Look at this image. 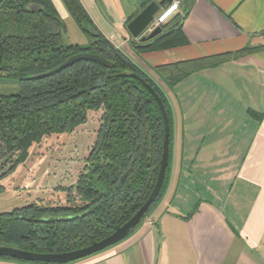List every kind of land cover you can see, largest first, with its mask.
Instances as JSON below:
<instances>
[{
	"label": "crops",
	"instance_id": "1",
	"mask_svg": "<svg viewBox=\"0 0 264 264\" xmlns=\"http://www.w3.org/2000/svg\"><path fill=\"white\" fill-rule=\"evenodd\" d=\"M51 1L62 40L66 12L67 25L80 32L75 44H63L86 46L87 37L62 0ZM153 1L159 8L171 3L80 0L92 24L154 81L170 108L164 191L125 238L62 264H264V0H179L167 26L181 18L172 34L180 43L143 49L127 25ZM249 46L258 48L234 56ZM223 53L230 55L171 87L156 72L158 65ZM15 85L17 90L5 93L17 92ZM0 264L39 263L0 259Z\"/></svg>",
	"mask_w": 264,
	"mask_h": 264
},
{
	"label": "trees",
	"instance_id": "2",
	"mask_svg": "<svg viewBox=\"0 0 264 264\" xmlns=\"http://www.w3.org/2000/svg\"><path fill=\"white\" fill-rule=\"evenodd\" d=\"M62 2L87 37L86 46L63 44L62 22L51 0L0 3V82L18 85L17 92L0 93V148L11 155L17 151L26 153L44 135L68 131L89 111L102 110L103 122L87 156L90 173L81 171L74 183L76 192L89 201L45 207L29 203L0 213V245L33 252H64L99 241L126 222L148 197L159 168L164 126L159 107L143 82L154 89L165 107L168 165L158 196L130 233L162 195L171 155V112L159 88L92 24L80 0ZM180 22L181 18L176 17L171 25L162 24L161 34L140 42V48H165L180 43L177 35L172 36L179 30ZM257 48L249 46L233 54L244 55ZM79 52L102 56L111 66L78 60L48 76L32 77ZM229 55L155 68L171 87L189 73L219 64ZM12 221L28 227L20 234H11L8 225ZM0 259L23 261L9 256Z\"/></svg>",
	"mask_w": 264,
	"mask_h": 264
},
{
	"label": "rangeland",
	"instance_id": "3",
	"mask_svg": "<svg viewBox=\"0 0 264 264\" xmlns=\"http://www.w3.org/2000/svg\"><path fill=\"white\" fill-rule=\"evenodd\" d=\"M63 11L66 10L63 8ZM62 18L68 27L62 42L75 44L80 32L74 24L67 25L70 19L67 12ZM137 62L141 64L139 60ZM144 64L142 63L143 69L154 77L151 69ZM157 80L160 86V79ZM15 84L0 82V92L17 90ZM101 115V109L89 111L86 118L77 122L70 130L44 135L23 154L17 151L11 155L0 148V213L29 203L42 207L87 203L88 198L76 192L74 183L81 171L90 173L87 156L103 122ZM92 183L99 189L97 183ZM24 227L28 226L12 221L8 225V232L20 234Z\"/></svg>",
	"mask_w": 264,
	"mask_h": 264
},
{
	"label": "water",
	"instance_id": "4",
	"mask_svg": "<svg viewBox=\"0 0 264 264\" xmlns=\"http://www.w3.org/2000/svg\"><path fill=\"white\" fill-rule=\"evenodd\" d=\"M2 0H0V3ZM159 5L153 1L150 2L143 10H141L127 25L128 31L134 38H138L140 42H145L151 40L152 38L158 36L162 32L161 26H156L155 28L149 30L148 25L159 12ZM149 30V31H148ZM146 32V33H145ZM148 32V33H147ZM78 60H89L97 62L103 66L110 67L111 62L106 58L99 56L97 54L89 52H79L68 56L64 61H62L57 66L49 69L43 73L33 75V78H39L48 76L59 70L64 69L68 65L72 64L74 61ZM133 77H137L134 73L130 74ZM146 89L151 93L155 102L157 103L159 110L163 119L164 134H163V144H162V154L159 161V168L154 185L143 204L137 209V211L122 225L116 226L114 231L109 235L104 237L99 241H94L91 244L81 247L78 249L64 251V252H33L27 251L18 247L11 245H0V256H9L23 261H39L48 263H67L74 261L85 256L96 253L103 250L121 239L125 238L130 231L140 222L141 218L145 215L149 209L152 202L158 196L161 189L166 167L168 165V144H169V125L165 107L159 95L154 91V89L147 83L143 82Z\"/></svg>",
	"mask_w": 264,
	"mask_h": 264
},
{
	"label": "built area",
	"instance_id": "5",
	"mask_svg": "<svg viewBox=\"0 0 264 264\" xmlns=\"http://www.w3.org/2000/svg\"><path fill=\"white\" fill-rule=\"evenodd\" d=\"M170 1L171 3H169V5L160 7L159 12L155 15V17L148 25L149 30L166 23L169 17H171V15L177 11L179 0Z\"/></svg>",
	"mask_w": 264,
	"mask_h": 264
},
{
	"label": "flooded vegetation",
	"instance_id": "6",
	"mask_svg": "<svg viewBox=\"0 0 264 264\" xmlns=\"http://www.w3.org/2000/svg\"><path fill=\"white\" fill-rule=\"evenodd\" d=\"M148 33V32H147Z\"/></svg>",
	"mask_w": 264,
	"mask_h": 264
}]
</instances>
